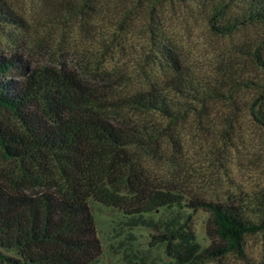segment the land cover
<instances>
[{
    "label": "rangeland",
    "instance_id": "rangeland-1",
    "mask_svg": "<svg viewBox=\"0 0 264 264\" xmlns=\"http://www.w3.org/2000/svg\"><path fill=\"white\" fill-rule=\"evenodd\" d=\"M247 1L5 0L17 18L0 20V55L32 66L88 67L96 59L125 71V90L132 91L163 77L159 50L168 44L214 95L194 103L196 111L143 164L154 183L187 198L238 202L264 190V119H258L264 116V23L240 18ZM0 120L15 122L1 107ZM5 162L0 153V165ZM87 204L101 248L94 264H179L172 251L187 231L199 249L221 244L203 208L181 204L126 215L92 198ZM4 256L15 254L0 248V264H9ZM198 264H264V230L244 237L243 255Z\"/></svg>",
    "mask_w": 264,
    "mask_h": 264
},
{
    "label": "trees",
    "instance_id": "trees-1",
    "mask_svg": "<svg viewBox=\"0 0 264 264\" xmlns=\"http://www.w3.org/2000/svg\"><path fill=\"white\" fill-rule=\"evenodd\" d=\"M16 18L0 0V20ZM240 18L264 23V0H248ZM159 53L163 77L132 91L125 90V71L96 59L88 67L32 66L0 55V107L15 118L13 124L0 120L6 161L0 165V248L14 252L4 256L9 264L96 263L101 248L89 198L126 215L181 204L208 211L221 244L199 249L184 232L172 251L179 264L241 256L244 237L264 230V190L224 203L187 198L150 178L143 163L196 103L214 95L184 69L175 49L162 44Z\"/></svg>",
    "mask_w": 264,
    "mask_h": 264
}]
</instances>
